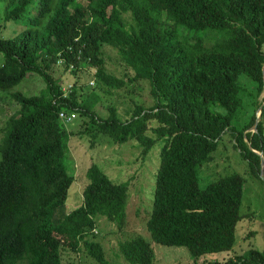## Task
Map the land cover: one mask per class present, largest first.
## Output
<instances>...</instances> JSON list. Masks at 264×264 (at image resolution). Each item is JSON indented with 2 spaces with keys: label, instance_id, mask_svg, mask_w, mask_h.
Here are the masks:
<instances>
[{
  "label": "trees",
  "instance_id": "16d2710c",
  "mask_svg": "<svg viewBox=\"0 0 264 264\" xmlns=\"http://www.w3.org/2000/svg\"><path fill=\"white\" fill-rule=\"evenodd\" d=\"M28 3L9 0L5 9V20L14 22L32 14L21 32L0 38V89L29 73L39 74L45 86L38 94L10 93L18 109L7 118L0 141V264H63V254L81 250L97 264H110L101 244L89 237L97 215L123 229L130 180L113 181L92 163L82 203L66 209L74 176L65 165L70 132L61 110L87 118L94 136L119 144L135 140L142 155L161 141L145 222L152 240L185 247L191 264H264V249L256 248L198 262L232 249L244 217L243 176L227 174L203 187L198 182L199 167L213 159L224 133L259 175L264 0H37L33 11ZM105 46L123 68L117 73L106 65ZM54 66L74 77L92 69L94 87L81 98L77 78L62 97L61 86L70 83L52 74ZM141 80L148 82L152 104L134 102L124 120L115 105L102 107L98 92L111 94ZM102 108L106 117L98 114ZM119 250L126 264L154 263L152 245L140 234L120 241Z\"/></svg>",
  "mask_w": 264,
  "mask_h": 264
},
{
  "label": "rangeland",
  "instance_id": "374dc122",
  "mask_svg": "<svg viewBox=\"0 0 264 264\" xmlns=\"http://www.w3.org/2000/svg\"><path fill=\"white\" fill-rule=\"evenodd\" d=\"M36 1L29 0V11L34 10ZM8 2L9 0H0V38H11L17 35L26 27V18L32 14L24 15L17 22L5 20V9ZM105 49L106 56L109 58L106 59L108 69L115 73L119 72L123 68L115 56V51L109 46H105ZM2 58L3 55L0 53V63ZM51 72L55 77H59L62 82L67 81L70 84L78 78L75 82L81 98L86 96L94 87L89 83L91 80L95 81L92 69L81 70L79 77L67 73L60 66L52 67ZM44 86L45 82L39 74L29 73L16 86L8 90L0 89V141L5 132L7 118L18 109V105L10 93L20 91L26 95L38 94ZM98 93L102 96V107L115 105L117 113L123 120L129 118L134 102L144 100L146 105L152 104L149 85L146 80L127 82L125 87L113 90L111 94ZM103 108L98 111V114L106 117L108 111ZM69 114L72 117V120L67 123V129L70 132L68 142L70 157L67 158L65 165L69 173L74 176V182L68 190L66 209L72 210L82 203L83 187L88 182L86 170L92 163L97 164L113 181L130 180L126 206L127 217L123 229L119 230L105 216L97 215L93 230L95 235L89 237L101 244L105 258L109 263L126 264V260L120 253L119 243L140 234L152 245L153 264H191L193 260L185 247L160 244L152 240L145 227V222L152 208L155 178L160 164L161 141H157L148 153L142 155L141 148L135 140L130 139L119 144L101 133L94 136L96 131L87 118L79 116L76 112ZM148 133L151 134L150 131ZM232 140L228 133L222 135L218 147L213 153V159L199 167L198 182L203 187L227 174L238 173L243 176V197L240 213L244 217L236 224L235 243L232 249L205 254L199 258V263L205 259L235 257L249 248L264 249V181L259 175L251 172L247 162L233 147ZM206 164L207 170L202 168ZM246 215H250V217ZM62 259L63 264H97L83 250L77 254H63Z\"/></svg>",
  "mask_w": 264,
  "mask_h": 264
},
{
  "label": "built area",
  "instance_id": "2783aa9c",
  "mask_svg": "<svg viewBox=\"0 0 264 264\" xmlns=\"http://www.w3.org/2000/svg\"><path fill=\"white\" fill-rule=\"evenodd\" d=\"M90 84H93V80L90 81ZM71 85L72 84L61 86L60 89H61V94H62L61 96L62 97H65L69 93ZM59 117L64 124H67L69 121L72 120L71 115L68 113L66 114L65 111H63V110L59 111Z\"/></svg>",
  "mask_w": 264,
  "mask_h": 264
},
{
  "label": "water",
  "instance_id": "95a60500",
  "mask_svg": "<svg viewBox=\"0 0 264 264\" xmlns=\"http://www.w3.org/2000/svg\"><path fill=\"white\" fill-rule=\"evenodd\" d=\"M263 69H264V66H263ZM263 103H264V101H263ZM257 112H256V120H255L254 125H253V130H256V125H257V123L259 121V118H260L261 106L257 109ZM259 155H260V171H259V176L264 181V155L262 153H259Z\"/></svg>",
  "mask_w": 264,
  "mask_h": 264
},
{
  "label": "clouds",
  "instance_id": "9594fccd",
  "mask_svg": "<svg viewBox=\"0 0 264 264\" xmlns=\"http://www.w3.org/2000/svg\"><path fill=\"white\" fill-rule=\"evenodd\" d=\"M94 81V80H93ZM90 83V82H89ZM91 85H93V84H91ZM69 114V113H68ZM66 126H67V124H66Z\"/></svg>",
  "mask_w": 264,
  "mask_h": 264
},
{
  "label": "bare ground",
  "instance_id": "6f19581e",
  "mask_svg": "<svg viewBox=\"0 0 264 264\" xmlns=\"http://www.w3.org/2000/svg\"><path fill=\"white\" fill-rule=\"evenodd\" d=\"M256 127H257V125H256Z\"/></svg>",
  "mask_w": 264,
  "mask_h": 264
}]
</instances>
